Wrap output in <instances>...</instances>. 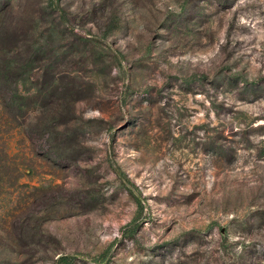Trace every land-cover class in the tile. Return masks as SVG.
<instances>
[{"label": "rangeland", "instance_id": "374dc122", "mask_svg": "<svg viewBox=\"0 0 264 264\" xmlns=\"http://www.w3.org/2000/svg\"><path fill=\"white\" fill-rule=\"evenodd\" d=\"M0 49V264H264V0H0Z\"/></svg>", "mask_w": 264, "mask_h": 264}, {"label": "trees", "instance_id": "16d2710c", "mask_svg": "<svg viewBox=\"0 0 264 264\" xmlns=\"http://www.w3.org/2000/svg\"><path fill=\"white\" fill-rule=\"evenodd\" d=\"M4 38V36H3ZM14 55L10 54L9 51L4 52L3 50L0 49V88L3 94L5 95L4 98H6V102L9 103L11 106H14L17 102V99L19 97L18 93V78L17 74L18 71L25 69V65H21L18 60H14ZM11 83L14 86V93H8L6 91V88L8 84ZM50 93H45L44 97H50ZM45 130H51V125H45L44 126ZM61 262V261H59Z\"/></svg>", "mask_w": 264, "mask_h": 264}]
</instances>
